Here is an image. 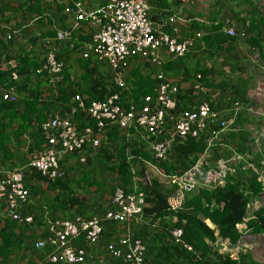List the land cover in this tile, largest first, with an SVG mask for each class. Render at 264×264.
Returning <instances> with one entry per match:
<instances>
[{
	"label": "trees",
	"instance_id": "16d2710c",
	"mask_svg": "<svg viewBox=\"0 0 264 264\" xmlns=\"http://www.w3.org/2000/svg\"><path fill=\"white\" fill-rule=\"evenodd\" d=\"M74 1L0 0V165L7 171L24 158L22 147L31 151L46 146L45 134L40 126L46 119L57 115L67 118L78 132L86 127L95 130V122L86 112L92 100H102L118 93L122 104L131 100L138 103L140 97L154 94L158 81L155 77L157 69L141 57L131 58L127 62L124 81L128 90L114 84L109 66L91 58H77L75 63L82 69V74H71L72 58L77 57L76 52L88 37L83 38L80 44L72 39L52 41L56 47V58L63 62L58 79L45 70L37 72L44 63L47 51L48 44L43 38H55L54 31L46 30L50 18L63 23L61 28H69L66 21L71 15L65 13L64 9L65 4L73 7ZM105 3L106 0H102L100 6ZM30 20H33L32 27L40 30L32 38L29 28L26 29V23ZM191 25L192 30L203 28L195 19ZM207 28L219 34L221 25ZM162 29L169 31L167 26H162ZM24 34H27L30 42L22 41ZM226 36L231 39L236 37ZM197 41L188 52L199 49ZM31 45L34 49L28 51L26 46ZM183 59L184 56L169 60L161 67L165 75L177 72L184 80L194 79L187 88L176 84L178 90L175 93V108L170 111L172 117L177 118L181 112L191 110L195 104L203 101L209 102L214 109H220L234 100L226 94L229 92L225 89L226 83L213 85L208 80V76H213L212 69L201 65L187 66ZM12 73L17 75V79L12 78ZM196 82L204 90L195 88ZM5 92L10 96L15 95V99H4ZM214 93H218L216 100L211 97ZM76 95L80 97L82 106L75 99ZM241 118L240 112L236 119L237 132L229 131L209 148L207 164L212 170H217L215 165L218 160H226L232 154L230 149L224 147L225 143L237 152L250 149L248 136L239 131L238 121ZM210 131L188 138L185 142L174 141L166 159L162 160L153 156L148 142L136 134L126 136L119 127L112 125L103 129V139L97 147L86 142L82 148L65 154L59 161L62 171L59 177L48 179L34 167L23 168L22 182L27 195L19 212L23 217L31 215L33 222L27 225L5 220L0 227V264H20L24 252L30 256L45 257L52 247L46 246L40 251L34 248L35 227L41 229L42 237H46L49 235L50 221L72 220L76 216L100 218L102 243L106 248L112 245L123 252L125 249L119 244L118 234L130 228L133 238L139 239L144 246V264H262L240 250L236 256L223 252L218 243L224 240L231 245L240 243L242 233L237 225L247 216L248 206L259 199L264 191V182L259 179V173L250 168L246 171L236 169L233 175L226 173L221 184L199 186L190 194L186 189L179 190L176 184L166 179L167 176H181L194 166L207 147ZM145 162L158 168L165 179L152 175L148 183H137V191L144 198L142 221H131L129 224L105 218L108 211L116 208L112 201L116 189L132 192V175H142L146 169ZM132 168H135L134 173ZM43 183L45 188L42 187ZM179 191L185 193L183 197ZM175 195L178 203L173 209L170 198ZM120 225L121 231L118 230ZM245 225L249 234H264V204L253 212ZM175 228L182 229V243L175 242L171 235V230ZM79 241L83 244H78ZM74 243L85 246L82 237L75 239ZM183 244L190 246L191 250ZM111 259L109 264H128L123 255L111 256ZM43 264L61 263L44 261Z\"/></svg>",
	"mask_w": 264,
	"mask_h": 264
},
{
	"label": "built area",
	"instance_id": "2783aa9c",
	"mask_svg": "<svg viewBox=\"0 0 264 264\" xmlns=\"http://www.w3.org/2000/svg\"><path fill=\"white\" fill-rule=\"evenodd\" d=\"M151 0H106L103 6L96 9L85 10L80 6L71 7L66 5L64 12L72 15V24L67 29H54L55 38H46L47 51L44 63L37 70L47 71L51 75L62 71L63 62L56 58V47L53 40H70L72 32L79 26L81 21L87 22L94 30L90 38L82 43L80 55L82 58H91L109 66L113 73V82L119 88L128 90L124 81V71L128 60L141 57L149 61L157 70L155 77L158 80L154 89V94H147L139 98V102L134 100L122 104L120 95L114 93L102 100H92L86 107L89 117L95 122L96 129L86 127L78 132L67 118H60L54 115L41 123V130L45 134L46 146L41 149L29 151L26 147L27 162L20 166L6 171L0 176V208L3 217L19 224L31 225L33 217L31 215L22 216L19 212L21 203L27 195L22 182V169L30 166L34 167L48 179H54L62 174L60 160L67 153H72L76 149L82 148L87 142L93 147H97L103 139V129L112 125L119 127L126 136L137 135L141 140L149 143V150L156 159H166L171 144L179 140L185 142L188 138L197 137L202 132L211 129V137L207 147L201 153L194 166L188 169L181 176H167L169 183L176 184L179 190L195 192L199 186H208L210 183L221 184L224 175L229 171L226 160H218V172L214 179L208 180V172L204 170L209 156V148L214 141L229 131L236 130V117L242 106L239 101H231L227 106L214 109L209 102L203 101L195 104L191 110L181 112L177 118L172 117L170 111L175 108V93L178 86L173 83L162 71V65L179 57L194 45L195 39L202 36L197 32L191 36H182L179 27L175 24L169 31L162 29V26L155 25L150 18ZM188 3L193 0H167ZM185 24L189 19H175ZM173 21V19H171ZM222 31L235 37L237 33L233 27L223 28ZM57 74V75H56ZM199 77V75H197ZM12 78L17 79V75L12 73ZM195 88L204 90L198 82ZM211 97L216 100L218 93ZM4 99H15V95L3 94ZM79 106L83 103L78 95ZM173 122L170 124V121ZM226 147L231 150L230 145ZM146 169L143 174L132 175L134 183L133 191L125 193L122 189H116L112 201L116 208L106 213L105 218L116 222L129 223L131 221H142V205L144 204L143 194L137 191V183H148L152 175L165 179L155 166L145 162ZM135 168H132V172ZM134 173V172H133ZM223 178V179H222ZM183 197V192L179 191ZM176 195L170 198L175 200ZM175 208V205H172ZM260 205L254 201L248 206V214L239 225H245L250 216ZM130 224V223H129ZM238 226V225H237ZM49 235L37 238L34 242L35 249H44L46 246L52 247L51 252L46 254L45 261L61 264H83L86 256L85 247L97 243L102 234L101 219L93 217L84 219L79 216L72 220L50 221L48 226ZM182 229L171 230V235L175 242L182 243ZM82 237L85 246H78L74 240ZM222 251H228L236 256L239 250L242 254L248 253L245 244L231 245L228 240L220 241ZM119 244L125 249L115 248L109 245L108 252L113 257L124 256L128 264H144V246L139 239H134L130 228L124 229L119 235ZM188 250L191 247L183 244Z\"/></svg>",
	"mask_w": 264,
	"mask_h": 264
},
{
	"label": "crops",
	"instance_id": "0c3cea01",
	"mask_svg": "<svg viewBox=\"0 0 264 264\" xmlns=\"http://www.w3.org/2000/svg\"><path fill=\"white\" fill-rule=\"evenodd\" d=\"M63 1L67 3V1L71 2L74 0ZM101 1L77 0L73 2V8L80 6L85 10L96 9L101 5ZM217 1L193 0L188 3H181L179 1L151 0L150 18L154 19V22H152L155 25L167 26L169 30L176 24L181 35L194 36L197 32L202 33V38L198 37L195 39V42L198 40L199 49L188 52L184 56L183 61L187 66L201 65L207 69H212L213 76H208V80L213 82V85L226 83L224 84L225 89L229 91L226 94L231 96L234 99L233 101H239L242 106L238 112H241L242 115V118L238 121L240 123L239 131H243L250 141V149L244 152H237L234 148L229 150L226 147V143L224 144V147L232 152L231 156H229L231 161L228 162L229 171L227 173L233 175L236 169L239 171L244 169L246 171L250 168L254 172L259 173V179L264 182V0ZM67 18L66 26L69 27L72 24L73 17L71 15V17ZM174 18L176 20L189 19V22L183 24L178 21L176 23ZM194 19L203 25V28L199 31L192 30L191 23ZM217 24L221 25L219 34L217 31H211L210 28H207ZM32 25L33 20L26 23V29L29 28L28 32L31 38L37 35L36 31L40 32L37 27H32ZM62 25L63 23L59 20L50 18L46 30L53 32L54 29L61 28ZM226 27L235 29L237 36L234 39L227 37L222 31ZM93 30L87 22L81 21L79 26L72 32L71 39L80 44L83 38H90ZM46 38L53 39L52 37H44L43 41ZM22 41L28 43L27 34H24ZM26 48L28 51L34 49L32 45L31 47L26 46ZM76 53L77 57L74 56L75 60L72 58V64H70V73L77 75L82 74V69L75 63L77 58H81L80 50ZM73 61L75 64H73ZM166 76L181 88L189 87L191 80H194H184L181 74L177 75V72ZM233 132H237V128ZM22 153L24 158L15 163L14 168L20 167L27 162L26 148L22 147ZM215 166L217 167L215 171L208 164L204 166V170L209 173L208 180H213L214 175L218 172V165L216 164ZM6 171L0 165V176ZM42 187L45 188L44 183ZM254 201L260 206L263 205L264 191L261 197ZM170 203L176 205L178 199L170 200ZM5 220L10 219L3 217L0 208V227L4 225ZM206 222L211 226L209 221ZM121 228L122 226L120 225L118 230L121 231ZM237 228L242 233L239 244H245L248 247V255L253 261L264 264V234H249L246 225H238ZM42 233L40 228L35 227L34 234L36 239L42 237ZM80 243L83 244V242L79 241L78 244ZM218 243L222 247L220 241ZM86 250L83 264H109V261L112 260L106 245L101 240L87 246ZM223 252L228 251L223 250ZM22 256L23 259L20 260V264H43L45 261V257L30 256L28 252H24ZM11 258L13 259V256Z\"/></svg>",
	"mask_w": 264,
	"mask_h": 264
},
{
	"label": "rangeland",
	"instance_id": "374dc122",
	"mask_svg": "<svg viewBox=\"0 0 264 264\" xmlns=\"http://www.w3.org/2000/svg\"><path fill=\"white\" fill-rule=\"evenodd\" d=\"M223 1H225V0H223ZM104 69H105V68H104ZM103 72H104V71H103ZM186 192L189 193V194L191 193V191H186ZM183 194H185V193H183Z\"/></svg>",
	"mask_w": 264,
	"mask_h": 264
},
{
	"label": "water",
	"instance_id": "95a60500",
	"mask_svg": "<svg viewBox=\"0 0 264 264\" xmlns=\"http://www.w3.org/2000/svg\"><path fill=\"white\" fill-rule=\"evenodd\" d=\"M151 21H153V22H154V19H153V18H151ZM186 189H188V187H186Z\"/></svg>",
	"mask_w": 264,
	"mask_h": 264
}]
</instances>
